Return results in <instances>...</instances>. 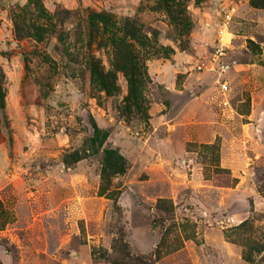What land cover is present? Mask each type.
I'll list each match as a JSON object with an SVG mask.
<instances>
[{
    "label": "rangeland",
    "instance_id": "rangeland-1",
    "mask_svg": "<svg viewBox=\"0 0 264 264\" xmlns=\"http://www.w3.org/2000/svg\"><path fill=\"white\" fill-rule=\"evenodd\" d=\"M0 264H264V0H0Z\"/></svg>",
    "mask_w": 264,
    "mask_h": 264
},
{
    "label": "trees",
    "instance_id": "trees-1",
    "mask_svg": "<svg viewBox=\"0 0 264 264\" xmlns=\"http://www.w3.org/2000/svg\"><path fill=\"white\" fill-rule=\"evenodd\" d=\"M170 13H172V10L168 9ZM101 25L94 26L92 30V36H94L95 32H101L106 35H109L110 43L114 47H123L129 50L131 48V41L130 39L138 40L140 38V27H137L136 25L129 26V24H125L124 27H121V34L110 32V28H115L116 24L111 19V17L104 13L99 14ZM132 59V58H130ZM91 70L95 77V79L103 86V88L110 92L111 90L115 89V73L112 71H103L102 67L95 61H91ZM133 96V98H138V95L134 92L132 89L130 91V96ZM124 170V162L122 156L115 152L113 149H107L104 156V163L102 168V178L103 180L107 181L109 176L115 173H120Z\"/></svg>",
    "mask_w": 264,
    "mask_h": 264
},
{
    "label": "built area",
    "instance_id": "built-area-1",
    "mask_svg": "<svg viewBox=\"0 0 264 264\" xmlns=\"http://www.w3.org/2000/svg\"><path fill=\"white\" fill-rule=\"evenodd\" d=\"M225 86V85H224Z\"/></svg>",
    "mask_w": 264,
    "mask_h": 264
}]
</instances>
